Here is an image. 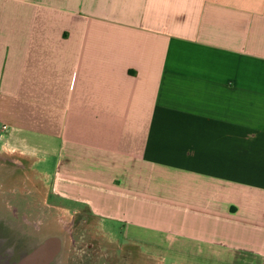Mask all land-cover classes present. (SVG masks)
I'll use <instances>...</instances> for the list:
<instances>
[{"label":"crops","instance_id":"crops-1","mask_svg":"<svg viewBox=\"0 0 264 264\" xmlns=\"http://www.w3.org/2000/svg\"><path fill=\"white\" fill-rule=\"evenodd\" d=\"M0 142L121 244L264 264V0H0Z\"/></svg>","mask_w":264,"mask_h":264},{"label":"rangeland","instance_id":"rangeland-1","mask_svg":"<svg viewBox=\"0 0 264 264\" xmlns=\"http://www.w3.org/2000/svg\"><path fill=\"white\" fill-rule=\"evenodd\" d=\"M0 142V198L6 199L13 195H21L30 202L24 204L22 216L32 218L30 221L22 222L21 225H6V230L0 234V264L5 258L7 264H19L21 256L25 257L28 248V241L32 234H36V217L49 215L54 217V229L49 231V235L59 237L63 241L62 252L59 257L64 264H170L171 258L166 262L163 257L149 256L138 245L121 244L125 242L123 237V226L118 222H106L107 228L113 238L103 229L101 220L95 216L92 208H87L85 204L69 200L54 190L51 182L43 181L35 171L28 170V161L15 159L8 148L2 149ZM4 163V166L1 164ZM19 166V170L16 168ZM21 164V165H20ZM57 162H43L37 168L44 169L55 174ZM23 205V204H22ZM0 210L4 205L0 203ZM10 208V206L7 205ZM13 211L14 208L8 209ZM29 211V213L27 212ZM74 211V212H73ZM76 211V212H75ZM5 214L0 211V216ZM79 223V224H78ZM47 232V231H45ZM4 233V234H3ZM25 241L24 248L19 247V242ZM92 245L93 251L88 248ZM55 248V247H54ZM14 249V250H13ZM29 249V250H28ZM18 251L17 257L14 252ZM157 254L159 252H156ZM90 254V255H89ZM92 255V256H91ZM88 258H84V257ZM180 262L173 264H218L201 258L191 257L189 254H180Z\"/></svg>","mask_w":264,"mask_h":264},{"label":"flooded vegetation","instance_id":"flooded-vegetation-1","mask_svg":"<svg viewBox=\"0 0 264 264\" xmlns=\"http://www.w3.org/2000/svg\"><path fill=\"white\" fill-rule=\"evenodd\" d=\"M1 165L4 166V163ZM16 168L17 169L19 168L17 164H16ZM28 202H30V200L24 199L21 195L20 196L13 195V198L10 197L9 199H6L5 196H2L0 198V203L4 205V209H1L0 211H3L5 213L0 216V234L6 230V225L7 226L13 225V224L21 225L22 222L32 220V218L28 216H22L23 209L27 208V207H24V204H26L27 206ZM7 205L10 206V208L7 207ZM7 208L8 209L14 208V210L13 211L7 210ZM27 212L29 213L28 210ZM47 214L48 215H45V216L43 215L42 217L35 218L36 219V223H35L36 224V229H35L36 234H32L30 238L28 236L24 238L25 240L27 239L29 240V241L27 240L28 248L31 249V251L26 252L25 257L21 256V259L19 260V264H64L63 262L61 263V261L59 260V257L62 252L63 241L59 237H55L54 235L48 234L49 231L51 232V229L52 230L54 229L53 227L54 217H51L49 213ZM58 243L60 244V247L59 249L57 247L58 251L52 255V252H54V250L55 251L57 250L55 248ZM18 244H19V247L24 248L25 241H21ZM89 247L90 248H88V250L92 252L93 251L92 245ZM18 254L19 252L16 250L14 252V256L17 257ZM84 258H88V257L85 256ZM7 259L5 258V261H3V264H7L6 262Z\"/></svg>","mask_w":264,"mask_h":264},{"label":"water","instance_id":"water-1","mask_svg":"<svg viewBox=\"0 0 264 264\" xmlns=\"http://www.w3.org/2000/svg\"><path fill=\"white\" fill-rule=\"evenodd\" d=\"M57 247H58V249H59V247H60V244H59V243L57 244V246H56L55 249H57ZM58 249H57L56 251L54 250V252H52V255L55 254V253L58 251Z\"/></svg>","mask_w":264,"mask_h":264},{"label":"built area","instance_id":"built-area-1","mask_svg":"<svg viewBox=\"0 0 264 264\" xmlns=\"http://www.w3.org/2000/svg\"><path fill=\"white\" fill-rule=\"evenodd\" d=\"M3 129L5 130L6 129V126H4Z\"/></svg>","mask_w":264,"mask_h":264}]
</instances>
